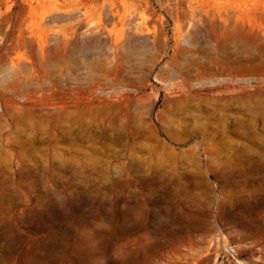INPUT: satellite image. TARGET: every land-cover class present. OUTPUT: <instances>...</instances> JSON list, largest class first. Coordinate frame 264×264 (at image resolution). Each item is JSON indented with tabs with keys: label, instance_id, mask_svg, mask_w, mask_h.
Listing matches in <instances>:
<instances>
[{
	"label": "rangeland",
	"instance_id": "rangeland-1",
	"mask_svg": "<svg viewBox=\"0 0 264 264\" xmlns=\"http://www.w3.org/2000/svg\"><path fill=\"white\" fill-rule=\"evenodd\" d=\"M0 264H264V0H0Z\"/></svg>",
	"mask_w": 264,
	"mask_h": 264
}]
</instances>
